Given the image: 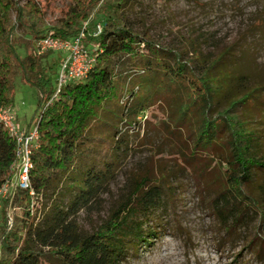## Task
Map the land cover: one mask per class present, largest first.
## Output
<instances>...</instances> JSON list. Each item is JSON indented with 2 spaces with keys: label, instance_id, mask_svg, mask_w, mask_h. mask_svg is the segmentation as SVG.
I'll list each match as a JSON object with an SVG mask.
<instances>
[{
  "label": "trees",
  "instance_id": "trees-1",
  "mask_svg": "<svg viewBox=\"0 0 264 264\" xmlns=\"http://www.w3.org/2000/svg\"><path fill=\"white\" fill-rule=\"evenodd\" d=\"M101 1L73 0L66 17L48 33L71 39ZM118 1L116 13L135 0ZM43 16L36 0L24 5L19 0H0V107H13L18 78L39 93V147L32 154L30 173L34 194L30 189L18 191L12 205L22 209V218L11 228L6 218L10 203H5L0 264H40L45 254L60 264H121L132 247L151 241L155 231L146 224L160 207L163 192L149 176L131 177L132 194L94 232H83L76 222L80 211L93 208L113 173L114 148L121 141L122 129L120 122L103 118L108 105L123 104L125 122L170 99L176 116L166 123L167 137L174 139V150L199 180L209 185L213 178L220 182L216 197L219 211L227 213L231 226L251 210H257L264 221V156L259 155L264 135L249 126L251 119L262 118L256 99L263 87L231 102V108L244 107L241 119L228 115V110L211 116L214 96L227 90L232 76L216 74L212 67L196 71L190 67L192 62H184L182 57L174 66L163 63L151 37L121 26L116 15L100 37L89 36L97 47L87 76L68 81L57 93L49 72H56L58 59L47 66L44 60L48 55L34 50L35 41L46 34L35 32L34 25H30V39L15 34L17 24L28 26V17ZM20 46L26 47L25 56L20 54ZM122 54L141 61H148L149 55L155 57L162 73L159 88L121 85L109 63ZM143 67V72L150 68ZM191 119L197 122L193 137L186 131ZM16 159V142L0 123V187L12 176ZM47 198L53 199L50 210L41 207Z\"/></svg>",
  "mask_w": 264,
  "mask_h": 264
},
{
  "label": "rangeland",
  "instance_id": "rangeland-1",
  "mask_svg": "<svg viewBox=\"0 0 264 264\" xmlns=\"http://www.w3.org/2000/svg\"><path fill=\"white\" fill-rule=\"evenodd\" d=\"M44 11L43 18H27L28 26L17 24L15 34L32 38L34 31L45 35L60 24L73 0H36ZM24 5L27 0H19ZM118 0H102L93 10L90 31L97 22L104 28L114 16L120 25L132 28L141 35H149L158 46L159 58L167 65H175L178 57L190 60L196 71L211 69L230 74L232 80L223 93L213 99L211 116L224 110L237 119L242 118L243 106L231 108V102L261 86L257 100L264 117V0H135L116 13ZM14 21L16 17L13 16ZM83 27V24L80 28ZM84 48L95 60L96 43L89 35ZM25 56V46L18 48ZM66 52L48 51L44 64L58 59L54 78L57 87ZM148 61L134 60L128 55L114 57L109 63L121 85H151L159 88L160 67L152 55ZM148 62V63H147ZM94 63V62H93ZM143 65L150 66L143 72ZM38 90L17 79L11 110L20 128L36 124ZM107 122H120L121 141L117 142L113 173L107 177L103 191L93 208L82 210L76 222L85 233H92L108 219L112 210L132 194L131 177H152L159 184L163 196L160 207L148 219L146 227L155 231L150 242L132 247L121 264H264V221L257 210H251L242 220L231 226L227 213L216 206L220 182L213 178L211 185L199 180L191 167L174 150V139L167 137L166 123L176 115L170 99L162 100L140 113L135 119L123 122L124 105H108L102 114ZM249 121L264 135V118ZM188 133L197 126L188 120ZM259 155L264 156V143ZM65 197V204L69 201ZM54 199V197H53ZM53 199H44L50 210ZM14 222L22 218V209L12 207ZM13 223V224H15ZM5 226L2 219L0 226ZM40 264H60L45 254Z\"/></svg>",
  "mask_w": 264,
  "mask_h": 264
},
{
  "label": "built area",
  "instance_id": "built-area-1",
  "mask_svg": "<svg viewBox=\"0 0 264 264\" xmlns=\"http://www.w3.org/2000/svg\"><path fill=\"white\" fill-rule=\"evenodd\" d=\"M91 21V17L84 21L80 32L71 39L57 38L48 33L35 41L34 50L38 54H45L48 51L66 52L59 75L57 93L61 86L68 81L84 79L95 61L89 57L88 51L83 46V41L88 35L93 38L100 37L104 26L97 22L93 30L90 31ZM0 123L16 142L17 159L13 165L12 176L0 187V220L3 217L5 203L9 201L6 218L8 228H11L14 223L12 204L18 191L30 189L31 194H34L31 189L30 173L33 167L32 154L39 147V130L37 124L20 128L16 122L15 113L11 108L6 107H0Z\"/></svg>",
  "mask_w": 264,
  "mask_h": 264
}]
</instances>
